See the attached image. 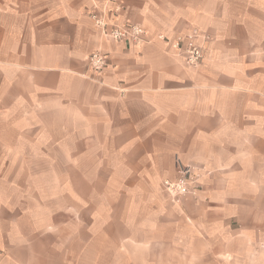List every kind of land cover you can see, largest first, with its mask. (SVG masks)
Returning a JSON list of instances; mask_svg holds the SVG:
<instances>
[{"label": "crops", "instance_id": "obj_1", "mask_svg": "<svg viewBox=\"0 0 264 264\" xmlns=\"http://www.w3.org/2000/svg\"><path fill=\"white\" fill-rule=\"evenodd\" d=\"M103 7L0 0V264H264V0L110 4L148 38L197 30L198 67L104 39ZM178 159L199 182L174 200Z\"/></svg>", "mask_w": 264, "mask_h": 264}, {"label": "built area", "instance_id": "obj_2", "mask_svg": "<svg viewBox=\"0 0 264 264\" xmlns=\"http://www.w3.org/2000/svg\"><path fill=\"white\" fill-rule=\"evenodd\" d=\"M104 7L101 11L92 13L91 17L95 26L99 30L102 37L106 40L116 41H130L132 43H142L144 41H165L170 42L180 57L190 67H198L205 56L203 48L197 44H186L194 37L201 36V34L194 30L193 33L187 36H177L171 40L164 33H159L155 37H147V31L138 23H128L121 25L115 21L110 20L112 15L109 6L116 0H102ZM122 10L121 4L117 3L114 12L119 13ZM89 65L93 71H102L108 65V55L102 50L98 49L89 56ZM178 176L175 179H166L164 181L165 189L170 197L174 200H179L181 196L187 194H195L198 188L199 175L195 168L190 164H184L180 159L177 160Z\"/></svg>", "mask_w": 264, "mask_h": 264}]
</instances>
